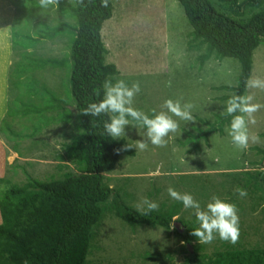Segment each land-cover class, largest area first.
<instances>
[{
  "label": "trees",
  "instance_id": "1",
  "mask_svg": "<svg viewBox=\"0 0 264 264\" xmlns=\"http://www.w3.org/2000/svg\"><path fill=\"white\" fill-rule=\"evenodd\" d=\"M6 2L14 11L11 49L19 53L8 73L12 97L7 100L4 117L0 119V134L8 141L29 139L37 144L38 140L33 139L48 127L67 125L71 128L61 145L62 153L57 152L52 159L62 164L67 161L72 168L62 170L66 166L56 163V177L44 180L29 177L20 186L10 185L0 191V264H92L88 256L93 233L105 211L131 229L145 225L169 230L182 205L172 203L163 210L139 212L120 201L119 195L104 182V174L113 171L121 153L132 156L133 151L128 143L110 139L105 132L104 124L115 114L105 111L93 116L83 112L103 97L104 82L114 83L118 78L115 65L106 62L107 49L100 35L101 24L112 16V1L106 0L102 6L101 0H53L47 7H41L39 0ZM176 2L190 28L185 36L186 49L197 53L198 67L209 59L222 62L225 58L238 65L235 85L215 88L227 92L217 98L223 102L219 106L223 111L214 113L211 120L196 118L204 130H197L187 141L197 149L200 139L206 141L213 132L222 134L224 123L228 127L231 117L224 111L226 100L233 94L245 93L254 51L264 45V0ZM53 5L71 23L60 21L49 26L36 23L39 29L34 33L37 38H33L28 32L33 24L30 18ZM55 39L64 40L66 52L61 57L36 53L37 43ZM45 69L65 70L68 100L40 84L36 73ZM124 118L143 122L140 117L133 118L127 113ZM18 120L31 121V130L14 131L12 123ZM16 145H12V151L17 153ZM256 152L260 155L257 165H261V170L239 174L233 180L237 185L233 190L237 193L236 189L240 188L249 195L258 193L254 205L263 203L264 208V188L260 186L264 149L256 148ZM3 182L0 178V185ZM176 223L183 233L174 226L172 230L182 236L185 244L196 238L191 236L196 228L194 222L177 218ZM259 233L262 242L264 230ZM243 234L246 232H238L235 243L222 240V248L211 253H199L200 246H191V255L186 248L187 259L183 264H264L262 243L242 246Z\"/></svg>",
  "mask_w": 264,
  "mask_h": 264
},
{
  "label": "rangeland",
  "instance_id": "2",
  "mask_svg": "<svg viewBox=\"0 0 264 264\" xmlns=\"http://www.w3.org/2000/svg\"><path fill=\"white\" fill-rule=\"evenodd\" d=\"M111 1L112 16L101 24L100 31L107 49L106 62L117 68L115 81L123 80L128 87L137 83L140 89L125 107L149 119L163 114L175 120L178 127L176 132L162 137L165 141L163 146H156L150 143L143 122L128 121L123 126L122 135L116 139L128 143L133 155L121 153L113 171L104 174V182L119 195L120 201L134 210L145 198L157 203L156 210L168 208L172 203L181 204L169 197V188L178 193H190L200 203L201 209L212 196H216L235 205L238 232H246L240 237L241 245L250 247L262 243L263 247L264 239L260 242L262 236L259 233L264 230L263 203L254 205L258 193L243 197L235 193L233 189L237 185L233 180L244 171L261 170V165H257L260 155L256 148L264 149V137H261L264 134V107L252 114L255 122L248 125V133L257 140L253 142L250 139L247 149H237L231 143L226 123L222 134L210 133L206 141H198L197 149L187 141L191 134L196 135L197 130H204L196 118L211 120L214 113L223 111L219 108L223 102L217 98L227 92L215 88L235 85L237 63L230 58L222 62L209 59L198 67L197 53L186 49L185 36L190 28L176 0ZM10 8L7 36L0 26V119L4 117L7 100L12 97L8 73L19 53L11 49L10 27L14 11ZM30 19L33 24L28 32L33 38H37L34 33L39 29L36 23L48 26L60 21L71 23L60 15L56 5L39 10ZM34 47L36 53L44 57L59 58L66 52L63 39L42 40ZM36 74L40 84L68 100L69 85L64 69H45ZM256 77L264 79V45H260L253 54L250 78ZM243 95H252L254 103L264 105V90L246 87ZM165 100L178 103L182 110L191 113L193 120H180L165 106ZM185 105L191 107L185 109ZM28 122L13 121L12 128L25 133L32 127L31 121ZM70 128L67 125L50 126L33 139L38 140L37 144L29 139L8 141L0 134V178L4 180L0 191L10 185L20 186L29 177L37 180L56 177V163L66 166L62 170L71 169L72 165L67 161L62 164L52 159L57 152L62 153L60 148ZM138 141L145 143L146 147L137 149L135 144ZM13 144H17V153L12 151ZM261 178L260 186L264 188L263 171ZM139 212H144L142 206ZM175 218L192 221L195 227L198 226L193 211L183 206ZM173 223L178 224L177 229L182 234L180 224L176 220ZM172 229L173 226L165 230L145 225L131 229L105 211L94 230L88 259L92 264H183L187 259V246L191 255V246H200L199 253H211L222 248V240L215 235L209 243H200L198 238H192L189 244H185L182 236ZM188 260L191 262L192 258Z\"/></svg>",
  "mask_w": 264,
  "mask_h": 264
},
{
  "label": "clouds",
  "instance_id": "3",
  "mask_svg": "<svg viewBox=\"0 0 264 264\" xmlns=\"http://www.w3.org/2000/svg\"><path fill=\"white\" fill-rule=\"evenodd\" d=\"M41 7H47L53 3V0H39ZM101 5H106V0H101ZM245 86L251 89L264 90V79L259 77L250 78L246 80ZM103 97L98 103L89 104L87 108L83 109L84 113H91L93 116L101 112H110L115 115L104 124V129L110 139H116L122 135L123 126L128 123L124 118L127 113L133 118L140 117L143 124L147 128V136L151 144L156 146H163L165 137L169 133L176 132L178 124L175 120L158 114L153 118L141 117L134 109L125 105L129 103L134 93L138 92L139 85L133 83L128 87L125 81L116 80L114 83L104 82L102 85ZM165 106L169 111L183 121H192L193 116L187 110H182L178 103L172 100H165ZM191 105H185V109L190 108ZM264 105L253 102L252 95H231L225 102L224 111L231 117L227 128V135L230 137L231 143L240 150L247 149L249 140L253 142L257 140L255 136H249L248 125L254 123L252 114ZM234 113H239L235 114ZM125 147H128L127 145ZM137 149H144L146 147L143 142H136ZM168 195L172 199L181 202L184 209H191L197 227L191 231V235L198 238L200 243H209L214 239V235L221 240L235 243L238 236V217L234 204L225 202L216 196H212L201 209L200 203L193 198L190 193H178L172 188H169ZM236 192L239 196H246L243 189L237 188ZM141 206L145 212L154 211L158 205L155 201H149L147 198L137 205L139 211ZM177 220L175 217L173 221Z\"/></svg>",
  "mask_w": 264,
  "mask_h": 264
},
{
  "label": "crops",
  "instance_id": "4",
  "mask_svg": "<svg viewBox=\"0 0 264 264\" xmlns=\"http://www.w3.org/2000/svg\"><path fill=\"white\" fill-rule=\"evenodd\" d=\"M11 13V8L10 6L3 0H0V26H2L4 28V33L7 36V30H8V22H9V18L8 16ZM0 89V96L2 95ZM2 109H3V104H2ZM1 115V112H0Z\"/></svg>",
  "mask_w": 264,
  "mask_h": 264
},
{
  "label": "water",
  "instance_id": "5",
  "mask_svg": "<svg viewBox=\"0 0 264 264\" xmlns=\"http://www.w3.org/2000/svg\"><path fill=\"white\" fill-rule=\"evenodd\" d=\"M173 226H175L176 229L178 228V224H174V223H173ZM178 230H179V229H178ZM179 231H180V230H179ZM187 248H188V250H189V252H190V247L187 246Z\"/></svg>",
  "mask_w": 264,
  "mask_h": 264
}]
</instances>
